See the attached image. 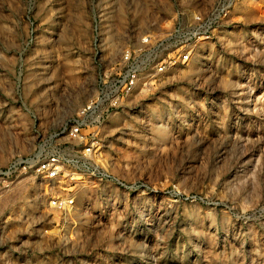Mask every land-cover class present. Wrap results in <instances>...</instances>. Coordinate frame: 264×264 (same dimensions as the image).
Instances as JSON below:
<instances>
[{
  "label": "rangeland",
  "instance_id": "374dc122",
  "mask_svg": "<svg viewBox=\"0 0 264 264\" xmlns=\"http://www.w3.org/2000/svg\"><path fill=\"white\" fill-rule=\"evenodd\" d=\"M211 15L83 155L61 129L96 99L98 56ZM0 264H264V0H0Z\"/></svg>",
  "mask_w": 264,
  "mask_h": 264
},
{
  "label": "built area",
  "instance_id": "2783aa9c",
  "mask_svg": "<svg viewBox=\"0 0 264 264\" xmlns=\"http://www.w3.org/2000/svg\"><path fill=\"white\" fill-rule=\"evenodd\" d=\"M217 15H211L202 21L199 17L198 26L193 30L180 32L179 40L164 39L157 44H148L149 40L142 39L137 47L125 48L112 68H103L104 61L98 56L101 70L97 80V94L95 100H90L83 106L61 131L67 133L74 140L82 144V154L89 157L95 142V130H97L99 117L108 112L122 98L128 96L137 86L152 83L158 75L165 72L167 68L173 67L176 62H182L187 58L185 48L178 42L190 38H198L199 35L212 33L217 24ZM177 32V30H176ZM187 36V37H186ZM198 36V37H197ZM179 45V46H177ZM63 156L60 151H52L48 157L37 164L36 170L42 176L51 178L59 173ZM72 200H53L52 205L65 208Z\"/></svg>",
  "mask_w": 264,
  "mask_h": 264
}]
</instances>
